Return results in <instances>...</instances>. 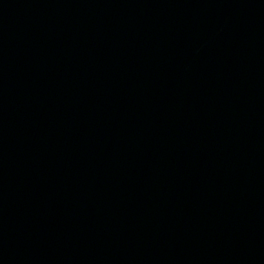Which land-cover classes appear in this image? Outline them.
Wrapping results in <instances>:
<instances>
[{"label": "water", "instance_id": "obj_1", "mask_svg": "<svg viewBox=\"0 0 264 264\" xmlns=\"http://www.w3.org/2000/svg\"><path fill=\"white\" fill-rule=\"evenodd\" d=\"M0 264H264V0H0Z\"/></svg>", "mask_w": 264, "mask_h": 264}]
</instances>
